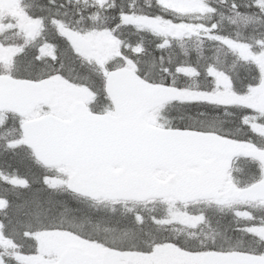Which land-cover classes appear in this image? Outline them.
<instances>
[{
	"label": "snow or ice",
	"instance_id": "1",
	"mask_svg": "<svg viewBox=\"0 0 264 264\" xmlns=\"http://www.w3.org/2000/svg\"><path fill=\"white\" fill-rule=\"evenodd\" d=\"M0 264H264V0H0Z\"/></svg>",
	"mask_w": 264,
	"mask_h": 264
}]
</instances>
